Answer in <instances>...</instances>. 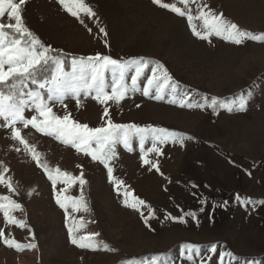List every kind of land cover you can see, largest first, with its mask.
Returning a JSON list of instances; mask_svg holds the SVG:
<instances>
[{
  "label": "rangeland",
  "instance_id": "374dc122",
  "mask_svg": "<svg viewBox=\"0 0 264 264\" xmlns=\"http://www.w3.org/2000/svg\"><path fill=\"white\" fill-rule=\"evenodd\" d=\"M85 2L96 12L92 19L106 28L107 37L85 18L92 29L89 33L56 0H27L25 24L43 43L65 53L159 61L180 82L193 104L203 103L207 97L231 106L241 96L247 97V104L243 111L221 109L213 114L210 109L180 108L167 103L169 97L157 101L139 92L119 105L109 103L115 123L150 124L193 137L183 146L164 145L162 155L150 154V159L158 161L160 172L143 163L137 141H133L132 151L118 146L114 176L145 201L141 209L144 216L124 206L103 165L35 130L23 131L50 167L58 166L74 176L83 170L91 211L76 213L86 222L80 234L98 232L96 240L115 251H93L71 244L52 182L23 146L10 139L9 131L0 129V171L7 166L5 175L12 178L17 190L9 192L0 185V195H10L23 205L24 211L13 215L28 225L23 229L6 226L0 212V228L21 243L31 241V229L37 244L35 249L18 252L0 242V264H153L157 256L165 264H264V204L259 203L264 200V43L248 40L235 45L219 37H212L211 42L200 40L192 34L186 18L152 0ZM206 2L242 29L264 33V0ZM4 22H9L6 17ZM133 74H128L129 83ZM106 79L111 81L110 72ZM67 103V111L80 123L90 127L104 123V106L91 98L83 99L79 108L74 101ZM16 147L21 148L19 153ZM63 187L57 185V189ZM66 194L79 196L78 186ZM237 194L253 203H242ZM188 212L196 216L184 215ZM169 214L184 216L187 222L167 219ZM193 244L199 248L189 260L185 247ZM213 245L216 253L210 251Z\"/></svg>",
  "mask_w": 264,
  "mask_h": 264
},
{
  "label": "snow or ice",
  "instance_id": "6c2138e0",
  "mask_svg": "<svg viewBox=\"0 0 264 264\" xmlns=\"http://www.w3.org/2000/svg\"><path fill=\"white\" fill-rule=\"evenodd\" d=\"M26 2L27 0H0V129L9 131L10 139L23 146V150L52 182L55 203L64 211L71 244L93 251H115L107 244L96 240L100 235L98 232L80 234L86 228V222L83 217L77 218L76 213L91 211L85 195V185L88 181L83 170L78 176H74L58 166L50 167L42 160L43 154L37 151L36 145L29 143L22 134L23 131L35 130L103 165L107 170L109 182L113 184L117 195L122 196L124 206L144 216L141 209L145 206V201L133 195L125 182L114 176V161L119 156L118 146L132 151L133 141H137L143 163L160 172L158 161L150 159V154L162 155L164 145L183 146L186 139L190 140L193 137L150 124L141 126L135 123H115L110 117L109 103L119 105L139 92L144 97L157 101L169 97L167 103L180 108L210 109L213 114H218L221 109L245 110L247 97L241 96L239 102L231 106L219 103L217 98L209 100L207 97L204 98L205 102L193 104L180 82L159 61L147 60L144 57L117 59L100 53L88 56L73 55L61 49H53L43 43L25 24L23 8ZM56 2L67 14L84 25L89 33L92 29L88 28L85 18L96 24L98 32L107 37L106 28L100 26L98 19H92L96 18L97 14L85 0ZM152 2L179 17L186 18L192 34L200 40L211 42L212 37H219L235 45L244 44L248 40L264 43V33L255 34L242 29L227 19L222 12L212 9L206 0H176L172 3L152 0ZM5 17L9 22H4ZM109 72L112 76L110 82L106 79V73ZM129 73H134L130 77V83ZM87 98L104 106L102 114L104 123L99 127L80 123L67 111L68 101H74L75 106L79 108L83 105V99ZM136 107L139 108L140 105L137 104ZM15 151L19 153L21 148L16 147ZM2 164L3 162H0V165ZM77 167L82 169L81 165ZM8 171L7 166H3L0 171V185H4L9 192H16L12 178L5 175ZM57 185L64 187L57 189ZM73 186H78L79 196L66 194ZM237 199L246 205L253 203L251 198L241 197L239 194ZM259 203L264 204V200ZM17 211L21 213L24 211L22 204L12 199L10 195H0V212L3 213L6 226L27 228L25 219H18L13 215ZM151 215L154 216L155 213L152 212ZM184 215L195 217L196 213L188 212ZM167 219L180 223L187 222L184 216L173 217L169 214ZM144 222L147 224L148 219L145 218ZM29 232L31 241L21 243L10 234L6 235L4 229L0 228V242L18 252L35 249L37 248L34 242L35 234L31 229ZM198 248V245H186L189 260L194 258ZM210 251L216 253V246H211ZM224 255L231 256L232 253ZM153 264H165V261L157 256L153 258Z\"/></svg>",
  "mask_w": 264,
  "mask_h": 264
}]
</instances>
